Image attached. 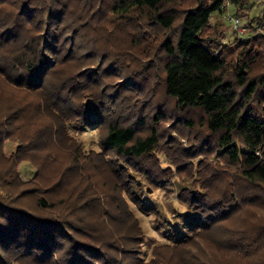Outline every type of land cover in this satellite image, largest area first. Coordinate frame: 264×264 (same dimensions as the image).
Wrapping results in <instances>:
<instances>
[{"label":"trees","instance_id":"trees-1","mask_svg":"<svg viewBox=\"0 0 264 264\" xmlns=\"http://www.w3.org/2000/svg\"><path fill=\"white\" fill-rule=\"evenodd\" d=\"M177 1L85 0L76 14L74 0H0V75L14 88L36 97L32 104L35 116L45 118L47 130L51 131L44 137L51 141L50 148L56 144L64 149L65 157L74 167L81 162V150L69 136V126L82 129L107 126L104 145L115 155L113 174L118 184L130 188L132 178L130 172H124L127 162L122 158L148 157L159 144L155 127L147 137H137L135 127L122 122L124 113H128L122 106L128 100L126 97L141 95L139 88L146 84L147 77H122L127 66L113 63L103 75L101 69L90 67L86 80L74 73L59 72L72 59L75 61L81 45L78 42L81 29L93 26L90 38L93 42L99 40L100 32L107 30L102 24L105 21L99 20L103 16L111 14L135 30H142L144 26V33L174 32L159 45L166 58L162 79L165 96L178 108L202 112L198 122L214 137L216 153L238 166L246 181L264 184V117L258 116L253 108L255 100L264 101L261 54L264 9L253 17L251 10L235 11L234 16L242 21L248 19L243 23L252 26L253 34L255 26L261 34L240 42L236 40L235 47L228 49L208 36L210 20L214 14L227 11L224 10L227 1L234 8L243 9L248 0H193V5L186 10L169 7ZM86 44L91 41L81 45L83 49L87 46L92 50L96 45ZM104 55L102 52L100 60ZM257 64L263 67L259 73ZM104 75L118 78L122 89L116 87L118 83L106 81ZM110 104L116 109L114 121L109 119L113 117ZM189 119L186 124L195 126L196 122ZM20 121L18 112L0 113V160L9 164L0 171V181L5 179L12 184L19 180L16 166L26 155L46 152L47 158L59 153L55 148L37 146L36 140L24 148L22 144L29 142L28 138L17 135ZM15 137L20 146L15 155L6 158L4 142ZM211 173L208 172L210 178ZM79 174L83 182L87 172ZM59 176L55 184L68 177L63 172ZM33 192V189L12 190L8 197L0 194V264H142L139 256L133 254L143 242V234L127 200L121 197L112 200L95 185L87 183L82 188L81 183H76L60 198L38 196L36 210H30L22 200ZM190 202L197 203L192 206L198 212L197 217L188 218L190 230L200 229L216 218L207 214L208 208L211 213L214 208L224 211L198 192H192ZM134 203L141 210H152L145 202L134 200ZM203 210L205 214H199ZM188 243L189 236L179 246Z\"/></svg>","mask_w":264,"mask_h":264},{"label":"rangeland","instance_id":"rangeland-1","mask_svg":"<svg viewBox=\"0 0 264 264\" xmlns=\"http://www.w3.org/2000/svg\"><path fill=\"white\" fill-rule=\"evenodd\" d=\"M84 1L74 0L76 14L80 13ZM192 3L193 0H178L169 7L186 10ZM263 9L264 0H248L243 9L234 8L227 1L224 8L227 11L212 16L207 34L228 49L235 47L234 42L242 40L237 39L232 32L229 17L234 16L236 10H251L253 17ZM99 20L105 21H99L100 31L104 30L101 23L107 29L98 34L99 40L93 42L90 39L93 36V26L79 31L78 42L85 45L86 41L90 40L91 44L86 45L96 44L94 48L91 50L92 47L86 46L87 49H83L80 45L75 54V61L72 59L59 73H74L86 80L90 67L101 69L103 75L113 63L127 66L122 77H147L146 84L139 88L141 95L126 97L128 100L122 106L128 113H124L122 122L134 126L137 137H147L155 127L159 140L157 148L150 156L142 159L121 157L127 162L124 172H130L132 178V187H122L112 170L113 166H116L115 155L104 145L107 126L92 125L82 129L80 126L71 125L69 136L79 145L81 162L74 167L65 157L64 149L56 144L54 148L59 150L56 156L50 154L45 158L46 152L26 155L16 166L19 180L12 184L11 181L2 179L0 194L8 197V192L12 190L21 192L33 189L35 193L23 198L22 203L30 210H36L35 198L38 196L60 198L63 192L76 183H81L82 188L87 187L88 183L89 186L95 185L107 193L109 199L121 197L128 201L129 207L139 220L143 234V242L133 254L139 256L142 264H264V184L253 185L246 181L238 166L230 164L216 153L214 137L198 122L202 112L178 108L176 103L164 94L162 79L166 58L159 45L164 37L168 34L174 35V32L144 33V26L142 30H135L111 14ZM247 20L242 22L246 23ZM251 27L249 28L252 31ZM109 30H113V33H107ZM260 32L255 26V35L252 36H259ZM102 52L105 53L106 60H100ZM238 53L233 57V63H236ZM261 54L264 60V51H261ZM99 62L100 66L97 65ZM53 64L54 60L51 61V65ZM262 66L257 64L256 72L259 73ZM109 77L111 76L104 75L106 81L110 80L114 85L118 83L116 87L122 89L118 78ZM23 91L8 84L0 75V113H20L21 121L17 135L28 138L29 142L22 144L24 148L31 146V141L36 140L37 146L49 149L52 147L51 141L44 137L45 134L51 133L47 130L48 123L45 118L35 116L32 104L36 97ZM111 100L109 99L112 103ZM259 101L255 100L253 108L258 116L264 117V101ZM110 107L113 117L109 119L114 121L115 107L111 104ZM189 118L196 122L195 126L186 124ZM19 146L20 142L16 137L6 140L3 145L5 157L15 155ZM8 165L0 160V171ZM62 172L68 177L55 184L60 177L59 173ZM79 172H87L85 182L81 181ZM208 172H212L211 178ZM72 175L76 177L71 178ZM47 188L51 191H47ZM192 192H198L210 203L219 204L224 208V211L220 210L222 212L214 208L212 213L208 208L207 214H213L216 218L196 230L187 227L188 218L198 216L197 210L192 206L197 203L190 202ZM134 200L149 204L152 210H141ZM202 213L204 215L205 211L199 214ZM120 230L119 228L118 232ZM188 236L189 243L179 246V242Z\"/></svg>","mask_w":264,"mask_h":264},{"label":"built area","instance_id":"built-area-1","mask_svg":"<svg viewBox=\"0 0 264 264\" xmlns=\"http://www.w3.org/2000/svg\"><path fill=\"white\" fill-rule=\"evenodd\" d=\"M227 3V2H226ZM225 3V5H226ZM229 21L231 22L232 26V32L240 39V40H245L247 37L253 34L251 29L247 26L244 25L242 22V19H240L237 16H230Z\"/></svg>","mask_w":264,"mask_h":264}]
</instances>
